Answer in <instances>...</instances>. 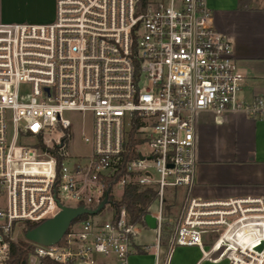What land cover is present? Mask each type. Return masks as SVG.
I'll use <instances>...</instances> for the list:
<instances>
[{
  "label": "built area",
  "instance_id": "obj_1",
  "mask_svg": "<svg viewBox=\"0 0 264 264\" xmlns=\"http://www.w3.org/2000/svg\"><path fill=\"white\" fill-rule=\"evenodd\" d=\"M55 1L51 24H0V264L28 225L105 197L59 243H32L29 264H129L148 227L107 194L128 186L155 191L157 264L180 247L264 264V197L188 194L169 231L167 195L194 182L199 116L264 119V96L239 100L244 77L206 0ZM78 141L87 153L72 152Z\"/></svg>",
  "mask_w": 264,
  "mask_h": 264
},
{
  "label": "crops",
  "instance_id": "obj_2",
  "mask_svg": "<svg viewBox=\"0 0 264 264\" xmlns=\"http://www.w3.org/2000/svg\"><path fill=\"white\" fill-rule=\"evenodd\" d=\"M206 2L215 26L232 43L234 58L244 77L239 100L251 102L264 96V0ZM55 19V0H3L0 12V24L47 25ZM195 144L193 185L189 191L182 189L175 194L182 192L183 199L189 194L209 201L264 197V119L243 113L220 117L203 113L197 120ZM138 242L141 248L131 256L129 264H157L156 250L151 254L142 248L154 245ZM200 253L195 264H212L204 261Z\"/></svg>",
  "mask_w": 264,
  "mask_h": 264
},
{
  "label": "trees",
  "instance_id": "obj_3",
  "mask_svg": "<svg viewBox=\"0 0 264 264\" xmlns=\"http://www.w3.org/2000/svg\"><path fill=\"white\" fill-rule=\"evenodd\" d=\"M146 1V0H144ZM117 177L115 180H117ZM109 199L112 201L113 208L117 216L125 210L130 216L132 222L144 225V218L148 214V206L155 198V191L149 188H142L139 186H128L124 195L115 200L111 191H107ZM87 216H81L74 220V222L82 220ZM37 225H28L27 229H33ZM34 251V245L25 238L12 242L10 245V256L6 264H29L30 255Z\"/></svg>",
  "mask_w": 264,
  "mask_h": 264
},
{
  "label": "water",
  "instance_id": "obj_4",
  "mask_svg": "<svg viewBox=\"0 0 264 264\" xmlns=\"http://www.w3.org/2000/svg\"><path fill=\"white\" fill-rule=\"evenodd\" d=\"M108 203V197H105L101 204L95 209L90 210L85 207L71 208L60 205V213L37 225L35 228L25 233V239L34 244L44 246H53L60 242L72 222L84 215H97ZM145 224L151 230L157 229V219L150 214L145 216ZM263 244L257 249L262 250Z\"/></svg>",
  "mask_w": 264,
  "mask_h": 264
},
{
  "label": "rangeland",
  "instance_id": "obj_5",
  "mask_svg": "<svg viewBox=\"0 0 264 264\" xmlns=\"http://www.w3.org/2000/svg\"><path fill=\"white\" fill-rule=\"evenodd\" d=\"M3 6V0H0V12ZM88 126V125H87ZM86 130H88V127H86ZM72 152L74 153H87L88 149L87 146H84L79 141L76 143L75 146L72 147ZM116 195L118 197L121 196L120 189H116ZM183 200V193L181 194H175V192H170L167 195V204L169 205V209L166 213L167 220L172 223L170 227V232L172 231V226L174 225L175 220L179 217L181 212V203ZM68 205L75 206V202H68ZM138 240L140 243H145L147 245H155L156 238H155V232L151 231L149 229L140 227V233L138 236ZM201 251V250H200ZM197 248H180L176 249L172 253V264H195L198 259L201 257V253ZM150 253L154 254L155 249L151 248ZM164 251L161 252V261L160 264H163L164 261ZM171 261V260H170ZM170 264V263H169Z\"/></svg>",
  "mask_w": 264,
  "mask_h": 264
}]
</instances>
